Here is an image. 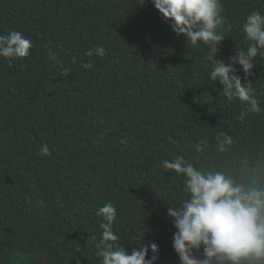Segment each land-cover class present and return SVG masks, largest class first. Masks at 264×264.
I'll use <instances>...</instances> for the list:
<instances>
[{"label":"trees","instance_id":"trees-1","mask_svg":"<svg viewBox=\"0 0 264 264\" xmlns=\"http://www.w3.org/2000/svg\"><path fill=\"white\" fill-rule=\"evenodd\" d=\"M220 4L216 59L227 64L249 46L243 23L253 11L264 15V0ZM9 29L33 47L11 64L0 57V264H101L96 212L109 201L121 246L131 250L144 236L159 246L157 264H179L166 207L186 193L161 161L182 155L244 178L264 171V111L237 119L248 105L210 81L208 46L187 44L150 3L0 0V34ZM95 46L106 55L84 56ZM89 60L93 68H81ZM252 73L264 109V56ZM222 133L233 143L219 151Z\"/></svg>","mask_w":264,"mask_h":264},{"label":"clouds","instance_id":"clouds-1","mask_svg":"<svg viewBox=\"0 0 264 264\" xmlns=\"http://www.w3.org/2000/svg\"><path fill=\"white\" fill-rule=\"evenodd\" d=\"M145 3H150L166 21H170L172 31L177 36L183 35L187 44L208 46L210 81L219 82L221 93L229 101L239 100L248 105L237 119L243 122L249 111L256 114L264 111L248 79L253 75L256 57L264 56V15L253 11L246 17L243 32L249 46L246 50L236 51L226 64L216 59L218 45L225 39L218 31L224 23L220 0H139L141 6ZM32 47V41L20 31L9 29L0 34V57L9 64L28 57ZM94 55L102 58L106 49L95 46L84 53L89 58ZM49 58L56 59L51 50ZM76 62L73 57L72 63ZM234 65L240 66L245 82L242 83ZM80 66L85 70L93 68L91 60ZM68 73L69 69L65 68L64 74ZM222 135L219 151L233 143L231 137ZM168 139L178 143L171 137ZM192 147L198 153L203 152L198 144ZM39 154L47 157L51 151L45 144ZM160 167L181 177L186 193V199L179 206L166 207L167 217L175 229L171 242L179 264H264V171L252 178H244L215 165L197 167L182 155L161 161ZM96 215L103 218L97 245L101 264H157L159 246L154 242L141 243L144 236L137 238V246L131 250L118 243L119 236L112 229L116 220V206L112 202L100 207Z\"/></svg>","mask_w":264,"mask_h":264}]
</instances>
